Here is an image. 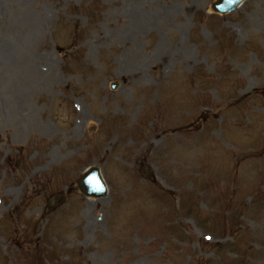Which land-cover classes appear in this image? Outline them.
Segmentation results:
<instances>
[{
  "label": "rangeland",
  "instance_id": "rangeland-1",
  "mask_svg": "<svg viewBox=\"0 0 264 264\" xmlns=\"http://www.w3.org/2000/svg\"><path fill=\"white\" fill-rule=\"evenodd\" d=\"M215 1L0 0V264H264V0Z\"/></svg>",
  "mask_w": 264,
  "mask_h": 264
},
{
  "label": "water",
  "instance_id": "water-1",
  "mask_svg": "<svg viewBox=\"0 0 264 264\" xmlns=\"http://www.w3.org/2000/svg\"><path fill=\"white\" fill-rule=\"evenodd\" d=\"M242 0H224L223 4H218L214 8L220 13L233 10Z\"/></svg>",
  "mask_w": 264,
  "mask_h": 264
},
{
  "label": "bare ground",
  "instance_id": "bare-ground-1",
  "mask_svg": "<svg viewBox=\"0 0 264 264\" xmlns=\"http://www.w3.org/2000/svg\"><path fill=\"white\" fill-rule=\"evenodd\" d=\"M142 11V10H141ZM143 12V11H142ZM146 18V17H145ZM135 24L137 27H140V28H148V27H151L148 23H144L143 20H142V16L135 19ZM151 30V29H150ZM136 59H138V57H136ZM188 62L187 59L184 60V63Z\"/></svg>",
  "mask_w": 264,
  "mask_h": 264
}]
</instances>
